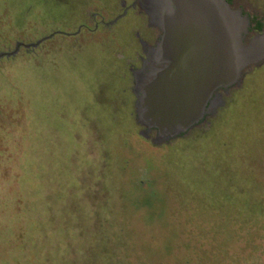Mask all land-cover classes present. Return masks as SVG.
Masks as SVG:
<instances>
[{
	"label": "rangeland",
	"instance_id": "obj_1",
	"mask_svg": "<svg viewBox=\"0 0 264 264\" xmlns=\"http://www.w3.org/2000/svg\"><path fill=\"white\" fill-rule=\"evenodd\" d=\"M122 1L133 2L0 0V54L53 35L0 59V119L15 136L8 146H26L34 131L41 136L42 199H55L62 223L54 248L76 253L68 225L74 242L84 241L83 227L95 235L99 224L134 229L130 242L139 252L159 231L166 246L175 226L189 232L178 257L190 264H264V62L246 72L215 116L155 142L135 121L132 92V75L143 72L133 56L137 36L147 38V21L137 3L123 16ZM235 5L252 39L249 18L264 23V0ZM19 164L0 159V264H41L33 205L41 196L26 197L27 169Z\"/></svg>",
	"mask_w": 264,
	"mask_h": 264
},
{
	"label": "water",
	"instance_id": "obj_2",
	"mask_svg": "<svg viewBox=\"0 0 264 264\" xmlns=\"http://www.w3.org/2000/svg\"><path fill=\"white\" fill-rule=\"evenodd\" d=\"M143 4L162 37L151 51L158 68L150 66L133 93L139 120L162 134L194 127L216 91L238 85L248 70L264 62V34L248 39L247 18L225 0ZM52 36L34 44L18 43L0 59L14 56L20 47L36 48Z\"/></svg>",
	"mask_w": 264,
	"mask_h": 264
},
{
	"label": "trees",
	"instance_id": "obj_3",
	"mask_svg": "<svg viewBox=\"0 0 264 264\" xmlns=\"http://www.w3.org/2000/svg\"><path fill=\"white\" fill-rule=\"evenodd\" d=\"M3 112L0 110V114L4 115ZM2 121L4 120L0 119V125ZM2 125L0 126V159L6 158L8 161L13 160L14 163L17 162L18 164L20 160L25 159V162L19 164L17 167L27 169L25 173L27 174V181L29 183L27 187L25 186L24 190L28 194L26 197L35 199L41 196L40 201L37 202L35 200L33 204L39 210L41 218V264H190L188 260L178 257L181 254L179 253L180 250H185L190 246V242L187 240L189 232L185 228L180 229L175 226L169 228V233H173L174 235L170 234L173 240H168L166 246L163 245L164 241L162 242V239H165V237L161 238L160 234L162 233L159 231L154 233L157 236L156 238L150 239L152 243L149 244L147 250L139 252V246H134L130 242L134 229L130 230L122 226L118 231H115L111 227L109 228L110 230L107 228L103 229L102 225L99 224L96 227L98 234L95 235L90 232L89 228L83 227L81 231L84 241L78 240L74 242L73 227L68 225L65 229V238L69 240V248L72 249V252L76 253H73L72 257L66 256L67 254L60 255L59 246L57 249L53 246L55 235L61 234L60 227L62 225L61 221H57L59 218L55 199L50 197L49 204L42 199L43 185L41 184V179L43 177V170L41 166V136L36 138L35 131L33 130L34 132H31L28 138H26L29 139L26 142V146H23L21 143L16 146H8V141L15 138V136L11 132L7 133L6 127ZM18 137L22 141L25 139L23 135H19ZM51 150L54 151V149ZM53 160L54 157L52 158V162ZM52 165H54V162ZM20 183L18 182V184ZM33 205L29 203L28 206L32 209ZM34 213H38V211L34 210ZM30 223L32 224L33 222L31 221ZM194 229L197 230V228ZM177 233L181 234V238H178ZM157 241L158 244H156ZM72 246L77 249L72 248ZM197 246L198 248L196 250H199V245ZM166 247H170V249L165 250ZM162 250L166 254L162 253ZM80 253L81 255H78ZM199 253V251L196 252V260L200 257Z\"/></svg>",
	"mask_w": 264,
	"mask_h": 264
},
{
	"label": "crops",
	"instance_id": "obj_4",
	"mask_svg": "<svg viewBox=\"0 0 264 264\" xmlns=\"http://www.w3.org/2000/svg\"><path fill=\"white\" fill-rule=\"evenodd\" d=\"M144 0H138V4H140V11L141 13H143V15L146 17V21H147V25L150 27V30L146 29L144 30L145 33H146V37L143 35V31H139V30H134L133 33H135L136 31H139V34L137 36V41L140 43L139 45V49H138V55H140V58L138 57L137 54L134 53V57L136 58L135 61H138L139 60V64L140 66L139 67H136V68H143V72L141 74H135L134 77L132 75V82H133V87H132V92L135 91L136 89V85L138 84V82H140L142 80V77L146 74H148V68L150 66H153L155 68H158V66L156 65V63L154 62V57H153V54L151 53L152 50H154L156 48V46L158 45V43L160 42L161 40V37H162V32L158 29V27L154 26V25H151L150 22H149V19L147 17V15L145 14V8H144ZM153 34V35H152ZM154 35H155V38H154ZM126 61L128 62V64L130 63V67H131V63L134 61H131V58L130 59H126ZM137 69V70H138ZM133 70L135 71L136 69L133 68ZM220 90L216 91L209 103L207 104L205 110V114H204V117L199 121L201 122L203 119H206L210 116H215L216 114V111L214 112V110H218L220 107L219 106H216V95L218 94ZM133 96H134V115H135V121L137 124H139L140 126H142L144 128V131H143V135L146 136V138H151L150 135L153 136L152 140L155 141V142H158V143H163V142H167L173 138H177V137H180V136H183L184 134H187L191 128H187L186 130H179L177 133H172L171 131L170 132H167L166 133H160L159 130L155 127H150L148 123H146L145 121H141L139 120V117H138V114H137V108H136V102H137V99L133 93ZM199 122L197 124H199Z\"/></svg>",
	"mask_w": 264,
	"mask_h": 264
},
{
	"label": "flooded vegetation",
	"instance_id": "obj_5",
	"mask_svg": "<svg viewBox=\"0 0 264 264\" xmlns=\"http://www.w3.org/2000/svg\"><path fill=\"white\" fill-rule=\"evenodd\" d=\"M225 1L229 5L230 8H237V5H235V0H225ZM133 3H134L135 6H133ZM136 3L138 4V0H133V2L130 5L126 6L125 2L122 1L121 5L124 7V11H123L122 15L123 16L126 15L127 10L129 8H132L134 10H136V9L138 10V7L136 6L137 5ZM138 13H141L140 9L138 10ZM249 21H250L249 22V30L250 31H252L254 33H258L260 35L264 34V23L262 22L261 18H258V17L252 18V17H250ZM96 28H97V25H95V29ZM146 29L150 30V27L148 25H146ZM154 38H155V35H154ZM245 74H244V76H245ZM244 76H243V78H244ZM243 78L241 79V81L243 80ZM238 88H239V84L238 85L237 84L236 85L233 84V85H231V86H229L227 88H222L218 92V94L216 95V101H217L216 102V106L222 107L224 105L226 99L230 96L232 90H237ZM216 109L214 110V112L215 111L217 112ZM210 117H212V116H210ZM205 120L206 119H203L201 122H199V126L202 125L203 123H205ZM207 125L209 126L208 123H207Z\"/></svg>",
	"mask_w": 264,
	"mask_h": 264
}]
</instances>
